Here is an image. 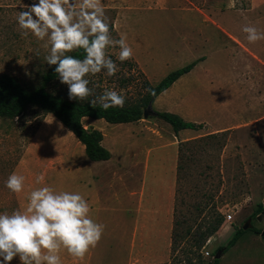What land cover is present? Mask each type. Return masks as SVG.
<instances>
[{
    "label": "rangeland",
    "instance_id": "1",
    "mask_svg": "<svg viewBox=\"0 0 264 264\" xmlns=\"http://www.w3.org/2000/svg\"><path fill=\"white\" fill-rule=\"evenodd\" d=\"M189 1L190 7L199 8L205 17L215 20H264V7L249 11V0H225L223 4L222 0ZM20 3L30 5L38 0H0V76L15 77L24 87L33 89L54 65L45 62L46 41H39L31 34L22 37L16 22ZM102 3L113 39L118 40L122 33L126 34L127 43L132 49L136 48L133 51L138 58L154 49L153 39L144 35L148 29L131 28L126 16L129 13L124 9L158 8L157 0H102ZM167 8H159L151 15V18L163 20L158 27L160 34L155 50L161 59L167 58L166 66L153 71L148 60H141L144 66H140L133 56L121 62L119 48L110 47L107 54L119 70L111 77L104 70L88 75V87L93 95L84 101L91 102L105 90L114 89L125 97L124 105L132 104L145 93L146 82L155 85L167 73L186 64L187 61L174 57L180 56L173 51L177 46L175 34H172L176 26L165 20L175 22L177 17L170 7ZM195 12L194 18H204L203 14ZM229 30L234 33L233 29ZM234 62L231 50L212 51L206 64L200 66L173 100L170 93L162 95L163 99H155L156 103H183L181 110L189 109L201 116L199 120L209 121L198 130H182L175 135L157 116L125 124L84 118L85 129L95 128L103 134L102 146L111 154L105 162L89 161L76 138L68 134L56 118L37 106L28 107L15 119L0 117V214L24 211L30 192L43 186H50L57 192H79L89 204V215L104 225V232L98 244L82 259L72 257L61 248L58 253L61 264H170L174 209L177 208L180 219L188 218L193 213V205L206 192H216L214 201L224 216L222 224L225 225L202 249L203 264H211L213 252L226 244L228 239L221 237V232L229 230L232 234L247 221L249 226L245 231L254 227L264 232V211L249 219L257 205L264 203V120L249 124L242 131H226L207 140L206 150L200 149L203 143L199 141L193 150L183 151L184 157L191 156L183 160L182 175L177 181L178 145L183 139L186 142L218 133L224 126L215 125L232 124L237 118L248 117L245 120L249 122L264 115L251 103H248L250 109L239 112L234 103L226 108L219 103L231 95L227 91L238 77ZM176 64H180L179 67ZM48 90L69 99L68 86L62 84L60 78L50 83ZM180 95L184 101L179 100ZM189 96L194 98L189 100ZM153 103L151 109L155 113L174 112L170 107ZM184 120L193 122V119ZM13 172L24 177L20 193H13L6 187L7 178ZM37 176L44 178L40 184L36 183ZM170 180L172 199L166 203L163 190ZM159 205H163V212L155 219ZM166 208L170 214H165ZM176 256L182 259L184 254L179 252ZM0 264H3L2 258ZM10 264H20L19 257ZM219 264H264V236L245 232L232 248L220 253Z\"/></svg>",
    "mask_w": 264,
    "mask_h": 264
},
{
    "label": "clouds",
    "instance_id": "2",
    "mask_svg": "<svg viewBox=\"0 0 264 264\" xmlns=\"http://www.w3.org/2000/svg\"><path fill=\"white\" fill-rule=\"evenodd\" d=\"M19 7L16 22L22 37L31 34L39 41H46L45 62L56 65L60 82L68 86L69 99L84 101L93 95L88 87V75L104 70L111 77L119 70L108 56V48H119L121 62L133 55L126 34L122 33L118 40L110 35L102 0H38L30 5L20 3ZM242 31L250 43L264 39V32L254 26L246 25ZM78 49L83 50V59L68 54ZM145 91L151 94L153 90ZM90 103H98L104 110L122 108L125 97L108 89ZM43 179L37 176L36 183L40 184ZM6 187L20 193L24 177L13 172L7 178ZM89 213V204L79 192H57L50 186L31 191L24 211L0 214L3 264H10L17 256L20 264H61L58 255L61 248L72 257L82 259L98 244L104 232V225L93 220Z\"/></svg>",
    "mask_w": 264,
    "mask_h": 264
},
{
    "label": "trees",
    "instance_id": "3",
    "mask_svg": "<svg viewBox=\"0 0 264 264\" xmlns=\"http://www.w3.org/2000/svg\"><path fill=\"white\" fill-rule=\"evenodd\" d=\"M78 59H83L82 49L68 53ZM194 63L187 64L181 68L167 73L157 84L145 83V89H152V93H145L132 104L121 107H113L104 110L97 104L89 101L69 100L60 95H55L48 90V86L59 76L55 72L56 65L51 67L42 75L40 83L33 89L24 87L18 79L8 75L0 76V117L15 119L21 116L30 106H37L48 114L56 118L76 140L83 146L85 157L92 162L107 161L110 159V152L105 149L101 142L102 133L97 129H85L82 120H103L109 124L133 123L143 119V109L165 90H167L179 77L189 72ZM156 116L167 123L173 133L177 135L182 130H198L201 124H195L183 120L180 116L170 112H157ZM224 133L210 134L204 137L180 142L178 145V165L177 181L183 171V151L193 150L194 145L199 141L203 143L200 149L206 150L207 140H211ZM184 157V158H183ZM190 160V159H189ZM177 191V190H176ZM216 192L203 194L201 200L193 205V213L188 218H179L177 208L174 209V218L170 234V264H203L201 251L206 242L212 238L219 230L224 221L223 214L217 208L214 201ZM263 211L262 205H257L256 209L249 216L254 219ZM252 231L260 234L254 227L245 231L242 226L234 229L226 244L216 249L212 254L211 264H219V259H214L216 252L224 254L232 248L245 232ZM182 252L184 257L178 259L176 254Z\"/></svg>",
    "mask_w": 264,
    "mask_h": 264
},
{
    "label": "crops",
    "instance_id": "4",
    "mask_svg": "<svg viewBox=\"0 0 264 264\" xmlns=\"http://www.w3.org/2000/svg\"><path fill=\"white\" fill-rule=\"evenodd\" d=\"M220 2L221 4H223L225 0H222ZM157 3H159L158 8L147 7L142 11H134V9H124L125 12L129 13H126V16H128L130 19L129 26H131V28H147L148 30L144 32V35L153 39L154 44V49L151 50L150 53L148 52L145 57H142L140 55L138 58L135 55L136 52L133 51L132 56L134 60H136L140 66H144L141 63V60H148L149 65L154 67L152 69L153 71L156 69V67L162 68L166 66L165 61L167 60V58L161 59V55L157 54L158 50H155L156 48H158L155 41L158 34H160V32H158V27L162 25L163 20L161 21L159 19H154L153 16L151 18V15L155 14L156 10L159 8L164 7L165 10L168 9L167 7H170L171 12L175 13L174 16L177 17V20L175 22L174 20L165 21H172L174 23L171 22V24H174V26H176V30L172 34H175L177 46L173 51L176 54H180V56L175 55L174 57L181 59V61H187L186 64H189L190 61L194 63L193 68L189 72L179 77L167 90L161 93L158 98L163 99L162 95L170 93L171 99L173 100L175 94L188 85L190 78L199 71L200 66L206 64V60L210 52L220 50H223L225 52L226 50H231V55L235 58L234 66L235 71L238 72V77L234 80V86L232 85V83H230V85L232 86H230L227 93H231V95L225 96L224 98L219 100V103H222V106L224 108L228 107L230 103H234V106H236V112H239L240 109H250L248 103H251L254 104V109H258V111H262L261 113H264V39L259 40L255 43H250L246 38L247 34L242 31V28L244 26L251 25L256 27L261 32H264V20H252L250 18L235 21L215 20L208 16L205 17L206 14H204L203 11L199 8L194 6L190 7L188 5L191 4L189 0H157ZM248 6L249 11H256L257 9H261L264 7V0H249ZM195 11L203 14L204 18H194L197 16V13ZM205 12H208V10H206ZM135 17H139V19L136 20ZM229 29H233L234 33H232V30ZM131 33L134 34L133 31ZM216 39L219 40H217L216 42ZM134 49L136 51V48H133L132 50ZM200 51H202V53ZM239 58H241V60H239ZM176 65H178L179 67L180 64ZM183 66H180L179 68ZM198 82L201 84L200 81ZM187 92L190 93L191 90L188 89ZM191 98L194 97L192 96ZM191 98L189 96V100ZM167 99H169V97H167ZM179 100L184 101L183 96L180 95ZM156 102L157 101L154 100L153 104L156 106L162 105L165 108L170 107L171 111L175 112L172 113L177 114L182 119H193V122H188L201 124L202 126L203 124L205 125L209 122L203 119L199 120L201 116L190 111L189 109L181 110L180 107H182L183 103ZM187 103H189L188 98ZM245 119L248 120V117L237 118V120L232 124L214 125L218 127L224 126L222 128H219L220 130H218V133H224L231 130L242 131L244 128L249 126V124L264 120V115L254 120H250L249 122H247V120ZM185 140L186 139H183L182 141ZM167 189H169L168 194ZM172 190V180H170L166 189L163 190L165 192V199L163 200L164 202L169 203V200L171 201ZM143 193L144 192L142 191V194ZM162 207L163 205H159L158 210L156 211L155 219L159 217V214H162ZM166 213L170 214L168 208L165 209V214ZM224 225L225 224H222L220 226V229L223 228ZM220 234L222 235L221 237L225 239H229V237L232 235L229 230L221 232Z\"/></svg>",
    "mask_w": 264,
    "mask_h": 264
},
{
    "label": "water",
    "instance_id": "5",
    "mask_svg": "<svg viewBox=\"0 0 264 264\" xmlns=\"http://www.w3.org/2000/svg\"><path fill=\"white\" fill-rule=\"evenodd\" d=\"M151 106H152V103H149L146 106V108L143 110V118L144 119L148 118L149 116H156V113L154 111H152ZM262 206H263V211H264V203L262 204ZM248 222L249 221H247L245 224L242 225L243 230H246L247 227L249 226ZM260 235L264 236V232H261ZM219 257H220V253L216 252V254L214 255V259H219Z\"/></svg>",
    "mask_w": 264,
    "mask_h": 264
}]
</instances>
